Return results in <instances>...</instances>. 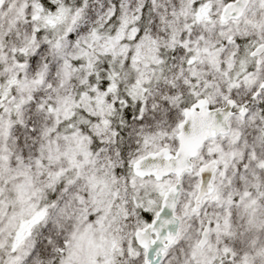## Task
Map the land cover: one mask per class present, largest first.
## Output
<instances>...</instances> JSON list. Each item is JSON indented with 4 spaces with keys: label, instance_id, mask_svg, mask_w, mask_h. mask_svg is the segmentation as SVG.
Instances as JSON below:
<instances>
[{
    "label": "snow or ice",
    "instance_id": "6c2138e0",
    "mask_svg": "<svg viewBox=\"0 0 264 264\" xmlns=\"http://www.w3.org/2000/svg\"><path fill=\"white\" fill-rule=\"evenodd\" d=\"M0 264H264V0H0Z\"/></svg>",
    "mask_w": 264,
    "mask_h": 264
}]
</instances>
